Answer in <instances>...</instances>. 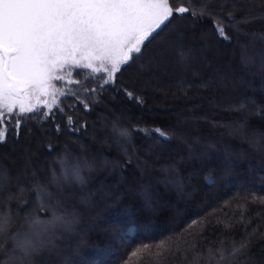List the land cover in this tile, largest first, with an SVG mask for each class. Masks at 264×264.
I'll use <instances>...</instances> for the list:
<instances>
[{
  "label": "trees",
  "instance_id": "1",
  "mask_svg": "<svg viewBox=\"0 0 264 264\" xmlns=\"http://www.w3.org/2000/svg\"><path fill=\"white\" fill-rule=\"evenodd\" d=\"M170 2L197 15L175 14L113 85L81 93L89 110L69 97L63 113L25 116L18 132L8 125L0 210L11 231L41 234L32 264H223L209 252L245 241L247 255L232 264H264V0ZM233 4L225 40L213 17L228 22ZM205 6L211 15H200ZM199 29L211 50L192 40ZM89 74L72 78L102 83Z\"/></svg>",
  "mask_w": 264,
  "mask_h": 264
},
{
  "label": "snow or ice",
  "instance_id": "2",
  "mask_svg": "<svg viewBox=\"0 0 264 264\" xmlns=\"http://www.w3.org/2000/svg\"><path fill=\"white\" fill-rule=\"evenodd\" d=\"M235 10L233 4L228 22L213 17V27L222 39H230L226 29ZM186 13L197 15L184 4L173 7L170 0H0V143L7 139L8 125L18 132L25 116L63 113L64 98L71 97L89 110L91 106L81 99V93L91 95L113 85L122 68L138 58L175 14ZM206 14L211 15L205 6L200 15ZM255 18L245 16L242 22ZM77 69L90 70L87 80L102 74V83L93 88L83 86L84 79L72 78ZM57 82L64 87H57ZM127 95L133 98L132 93ZM66 122L77 123L72 115L66 116ZM113 131L126 135L115 127ZM136 131L146 138H169L160 128ZM60 163L69 175L80 179L77 166L66 160ZM12 224L11 213L0 210V264H32V255L42 246L41 234L32 227L11 231ZM25 224L33 221L25 218ZM250 247L251 242L245 241L214 249L208 256L210 262L218 257L219 262L232 264L234 258L246 256Z\"/></svg>",
  "mask_w": 264,
  "mask_h": 264
},
{
  "label": "rangeland",
  "instance_id": "3",
  "mask_svg": "<svg viewBox=\"0 0 264 264\" xmlns=\"http://www.w3.org/2000/svg\"><path fill=\"white\" fill-rule=\"evenodd\" d=\"M213 1H211L210 3H212ZM203 34H205V32H203V31H201L200 29L199 30H195L194 32H193V34L191 35V37H192V40H197V42L198 43H200V48H202L203 47V49L205 50V49H207V48H210V50H211V47L210 46H205L206 44H205V40H206V34L205 35H203ZM206 37V38H205ZM209 39V38H208ZM213 45H215L214 43H213ZM215 48H216V46H214V50H215ZM216 49H218V48H216ZM217 51H219V50H217ZM211 52V51H210ZM162 97H164V96H162ZM158 108L159 107H161V106H157ZM162 108V107H161ZM21 157H22V155H21ZM237 187H235V188H233V191H235L234 189H236ZM238 189V188H237ZM237 189H236V191H237ZM224 190H230V191H232V189H231V186H230V184H225L224 185Z\"/></svg>",
  "mask_w": 264,
  "mask_h": 264
}]
</instances>
